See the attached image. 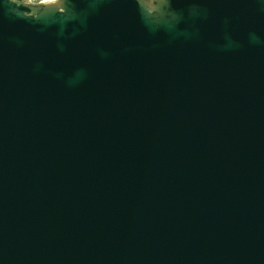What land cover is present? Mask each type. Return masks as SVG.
<instances>
[{
	"label": "water",
	"instance_id": "95a60500",
	"mask_svg": "<svg viewBox=\"0 0 264 264\" xmlns=\"http://www.w3.org/2000/svg\"><path fill=\"white\" fill-rule=\"evenodd\" d=\"M0 264H264V0H0Z\"/></svg>",
	"mask_w": 264,
	"mask_h": 264
},
{
	"label": "flooded vegetation",
	"instance_id": "af4514ba",
	"mask_svg": "<svg viewBox=\"0 0 264 264\" xmlns=\"http://www.w3.org/2000/svg\"><path fill=\"white\" fill-rule=\"evenodd\" d=\"M31 2H33V3H38V2H40V0H30Z\"/></svg>",
	"mask_w": 264,
	"mask_h": 264
},
{
	"label": "bare ground",
	"instance_id": "6f19581e",
	"mask_svg": "<svg viewBox=\"0 0 264 264\" xmlns=\"http://www.w3.org/2000/svg\"><path fill=\"white\" fill-rule=\"evenodd\" d=\"M45 2H51V1H55V0H44Z\"/></svg>",
	"mask_w": 264,
	"mask_h": 264
},
{
	"label": "rangeland",
	"instance_id": "374dc122",
	"mask_svg": "<svg viewBox=\"0 0 264 264\" xmlns=\"http://www.w3.org/2000/svg\"><path fill=\"white\" fill-rule=\"evenodd\" d=\"M40 1H43V0H40Z\"/></svg>",
	"mask_w": 264,
	"mask_h": 264
}]
</instances>
